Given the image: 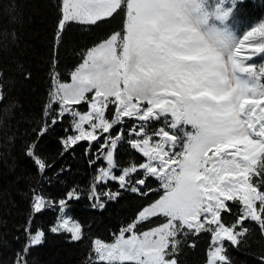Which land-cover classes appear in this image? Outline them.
<instances>
[{"label":"snow or ice","instance_id":"obj_1","mask_svg":"<svg viewBox=\"0 0 264 264\" xmlns=\"http://www.w3.org/2000/svg\"><path fill=\"white\" fill-rule=\"evenodd\" d=\"M243 2L57 0L48 97L24 155L49 187L65 183L70 168L49 176L55 159L39 147L60 126L59 156L79 145L95 171L86 189L53 196L37 181L23 193L29 207L13 226L23 244L12 264H30L48 233L90 240L84 264H182L185 247L196 249L202 234L205 264H234L229 247L247 246L257 229L264 236V62L249 63L264 54V20L241 35L235 16ZM72 25L107 31L77 53L65 80L60 50ZM16 71L32 77L22 64ZM14 83L0 67V140L8 145L17 138L8 122ZM125 145L135 155L122 163ZM125 193L141 203L110 242L72 214L85 196L102 211ZM46 211L56 213L47 232L35 224ZM258 260L264 264V255Z\"/></svg>","mask_w":264,"mask_h":264},{"label":"trees","instance_id":"obj_2","mask_svg":"<svg viewBox=\"0 0 264 264\" xmlns=\"http://www.w3.org/2000/svg\"><path fill=\"white\" fill-rule=\"evenodd\" d=\"M57 0H0V67L7 77L15 83L8 89L11 103L17 105L13 109L8 122L17 138L12 145L0 140V261L2 264H12L15 251L21 248L23 238L18 242L15 237L20 235L14 225L23 223L26 219L29 203L23 193L29 187H36L37 181L43 184L46 192L53 196L62 195L67 188L80 185L87 188L95 171L87 163L83 148L79 145L74 155L59 156L61 144L59 139L63 128L57 126L40 142L41 153L55 164L48 175L61 166L70 168L60 179L65 183L53 182L49 187L43 182L34 165L24 155L26 141L33 138L31 129L43 115V106L48 97L50 85L49 67L51 62V41L55 32ZM15 17V19H13ZM264 19V0H244L236 10L235 20L239 22L240 34L255 23ZM107 29L97 32H86L80 25H72L65 37L60 50L59 69L65 80L69 79L70 70L80 61L77 55L81 50L91 46L93 41L103 35ZM16 34L12 42L11 33ZM18 64L32 73L30 80H25L23 74L16 71ZM132 153L125 145L118 152V160L126 162ZM99 163V162H98ZM19 178V179H17ZM155 183V181H153ZM116 187L115 184L112 185ZM140 200L131 193H125L117 201H110L102 211L90 207L85 196L73 205V216L85 225L92 237H99L110 242L113 232L119 230L135 214ZM56 213L46 211L40 214L35 224L46 232L48 226L55 221ZM255 227V225H253ZM196 249L185 247L181 254L182 264H205L208 235ZM90 240L72 242L65 235L47 234V239L31 251L30 264H84L90 251ZM234 264H259L258 257L264 255V236L257 229L247 246L239 249L229 247Z\"/></svg>","mask_w":264,"mask_h":264},{"label":"rangeland","instance_id":"obj_3","mask_svg":"<svg viewBox=\"0 0 264 264\" xmlns=\"http://www.w3.org/2000/svg\"><path fill=\"white\" fill-rule=\"evenodd\" d=\"M262 62H264V54H261L260 56L254 58V60L249 61V63H256V64H259V63H262Z\"/></svg>","mask_w":264,"mask_h":264},{"label":"clouds","instance_id":"obj_4","mask_svg":"<svg viewBox=\"0 0 264 264\" xmlns=\"http://www.w3.org/2000/svg\"><path fill=\"white\" fill-rule=\"evenodd\" d=\"M217 24H218V26H219V22H216Z\"/></svg>","mask_w":264,"mask_h":264}]
</instances>
